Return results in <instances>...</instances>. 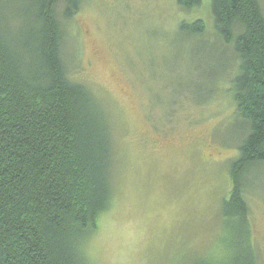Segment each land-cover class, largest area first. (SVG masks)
<instances>
[{
    "label": "rangeland",
    "instance_id": "1",
    "mask_svg": "<svg viewBox=\"0 0 264 264\" xmlns=\"http://www.w3.org/2000/svg\"><path fill=\"white\" fill-rule=\"evenodd\" d=\"M209 4L183 13L176 0H84L66 25L80 68L71 78L105 108L117 147L113 201L87 242L89 264H189L225 252L220 209L240 136L228 91L234 53L177 29L213 26ZM248 182L250 240L264 264V165Z\"/></svg>",
    "mask_w": 264,
    "mask_h": 264
},
{
    "label": "trees",
    "instance_id": "2",
    "mask_svg": "<svg viewBox=\"0 0 264 264\" xmlns=\"http://www.w3.org/2000/svg\"><path fill=\"white\" fill-rule=\"evenodd\" d=\"M83 3L0 0V264H89L87 242L113 201L110 119L92 89L71 78L80 68L66 25ZM176 5L189 13L201 0ZM210 19L207 30L197 19L177 29L232 48L228 91L240 136L220 209L225 252L189 264H259L246 190L264 165V11L259 0H210Z\"/></svg>",
    "mask_w": 264,
    "mask_h": 264
}]
</instances>
